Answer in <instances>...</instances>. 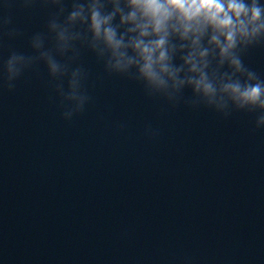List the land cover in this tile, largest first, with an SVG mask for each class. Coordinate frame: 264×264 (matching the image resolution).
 <instances>
[{
  "label": "water",
  "instance_id": "95a60500",
  "mask_svg": "<svg viewBox=\"0 0 264 264\" xmlns=\"http://www.w3.org/2000/svg\"><path fill=\"white\" fill-rule=\"evenodd\" d=\"M55 11L8 0L0 59L34 55L29 39ZM243 60L264 77V44ZM69 66L86 73L89 97L70 120L42 63L11 90L0 84V261L264 264V128L254 129L255 114L192 107L187 89L175 103L149 95L83 46Z\"/></svg>",
  "mask_w": 264,
  "mask_h": 264
},
{
  "label": "clouds",
  "instance_id": "9594fccd",
  "mask_svg": "<svg viewBox=\"0 0 264 264\" xmlns=\"http://www.w3.org/2000/svg\"><path fill=\"white\" fill-rule=\"evenodd\" d=\"M23 3L29 6L33 0ZM40 3L56 11L46 31L29 39L34 55L11 51L0 59V84L9 90L26 69L42 63L49 78L59 81L55 90L65 105L62 118L70 120L89 99L81 90L86 73L69 66L83 46L107 72L135 79L149 95L175 103L187 89L190 106L203 105L224 116L232 111L254 113V129L264 128V77L243 60L248 49L264 44V0ZM7 7L8 0H0V8ZM9 23L0 16V31ZM7 34L14 37L17 31L12 28ZM49 37L52 46L46 47ZM68 54L69 62H61L59 57Z\"/></svg>",
  "mask_w": 264,
  "mask_h": 264
}]
</instances>
